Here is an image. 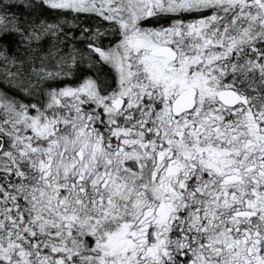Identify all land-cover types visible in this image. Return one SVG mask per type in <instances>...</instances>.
Wrapping results in <instances>:
<instances>
[{
	"label": "snow or ice",
	"instance_id": "6c2138e0",
	"mask_svg": "<svg viewBox=\"0 0 264 264\" xmlns=\"http://www.w3.org/2000/svg\"><path fill=\"white\" fill-rule=\"evenodd\" d=\"M0 264H264V0H0Z\"/></svg>",
	"mask_w": 264,
	"mask_h": 264
}]
</instances>
